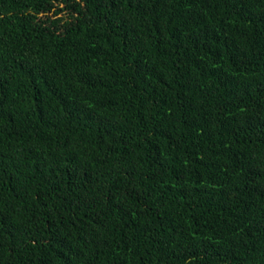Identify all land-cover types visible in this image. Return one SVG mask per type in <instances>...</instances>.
I'll return each instance as SVG.
<instances>
[{"label": "trees", "instance_id": "obj_1", "mask_svg": "<svg viewBox=\"0 0 264 264\" xmlns=\"http://www.w3.org/2000/svg\"><path fill=\"white\" fill-rule=\"evenodd\" d=\"M0 264H264V0H0Z\"/></svg>", "mask_w": 264, "mask_h": 264}]
</instances>
